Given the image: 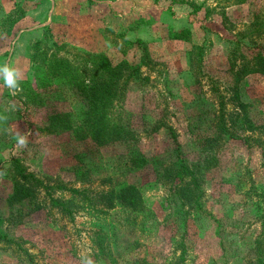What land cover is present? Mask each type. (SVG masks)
<instances>
[{
    "label": "rangeland",
    "instance_id": "rangeland-1",
    "mask_svg": "<svg viewBox=\"0 0 264 264\" xmlns=\"http://www.w3.org/2000/svg\"><path fill=\"white\" fill-rule=\"evenodd\" d=\"M40 1L20 0L15 9L25 14ZM115 1L89 0L73 13L79 18L76 25L68 23L69 28L44 26L49 22L44 16L40 27L27 25L18 35L19 28L11 40L0 32V53L6 51L0 54V68L19 70L20 82L35 88L40 76L31 62L35 42L39 55L57 53L75 60L104 52L113 63H133L124 40L139 39L152 59L139 71L147 81L127 86L114 117L133 131L145 157L169 156L175 140L188 163L203 162L194 134H214L219 97L225 112L232 109L229 51L237 43L264 47L251 29L253 15L264 16V0H130V7L114 9L110 5ZM2 19L0 29L5 27ZM182 29L189 31L187 40L169 39V31ZM195 46L205 51L201 68L188 62ZM240 91L254 121L264 123V74L246 76ZM27 96L21 86L19 91L5 87L0 76V264H110L109 256L114 264H247L255 258V240L264 241V166L259 150L264 137L258 146L223 140L217 151L204 152L213 156L207 159L201 183L205 213L192 211L183 226L184 221H175L162 204L167 191L154 181L151 170L123 165L124 147L96 148L73 142L71 132L35 130L47 125L56 99L62 113L81 109L66 86L46 89L40 95L42 103L40 97L31 102ZM24 133H30L27 145L20 147L18 134ZM10 157L18 158L25 171L42 182L32 197L17 203L7 200L13 191ZM78 164L91 175L90 183L75 182ZM107 178L139 189L144 201L142 234L123 232L125 215L110 202ZM51 198L66 202L68 213L61 215ZM99 241L106 257H99Z\"/></svg>",
    "mask_w": 264,
    "mask_h": 264
},
{
    "label": "trees",
    "instance_id": "trees-1",
    "mask_svg": "<svg viewBox=\"0 0 264 264\" xmlns=\"http://www.w3.org/2000/svg\"><path fill=\"white\" fill-rule=\"evenodd\" d=\"M241 2L235 1L234 4ZM16 10L14 9L1 21L5 27L1 26L0 32L7 38L10 37V40L15 25L24 16L22 11ZM253 17L252 32L255 37L264 41V16L255 14ZM169 32L170 40H187V35H189V31L186 29ZM37 44L38 42H35L34 53L31 56V62L35 66L37 65L36 72L40 74L37 76L35 88L28 81H19L21 89L29 95L27 101L38 100L46 89H55L56 86L64 85L73 92L81 109L75 114L72 112L62 113L56 105V99L55 104L51 105L53 111L48 116L47 125L35 130L53 135L71 132L73 142L90 143L96 148L124 147L126 152L123 165L134 171L147 168L151 170L154 181L163 185L167 191L162 204L169 210V214L174 216L175 221H184L183 226L187 219L186 216L192 211L205 213L201 201L203 196L201 183L207 159L213 158V156H206L204 152L207 150L217 151L223 140L238 141L247 146L254 143L258 146L260 137H264V123L259 124L254 121L249 113L251 106L242 99L240 91V83L246 76L255 73L264 74L263 46L251 49L237 43L229 51V69H227L229 77H231L229 101L233 107L228 113L225 112L223 98L219 97V114L214 123V134L212 136H205L200 132L194 134L197 145L204 155V160L203 162L188 163L175 140H173L175 148L169 156L145 157L136 147L137 141L133 131L119 123L117 116L114 117L115 107L122 103L127 86L132 82L147 81V78L141 77L139 71L143 65L150 64L152 59L149 57L146 45L141 40H124V44L131 48L132 54L128 59H132L133 63L127 59L113 63L104 52H89L84 57H76L75 60H69L57 53L39 55L36 49ZM240 46L244 47L245 52L248 53H241ZM0 54L5 55L6 51ZM204 54L202 46H195L188 53V62L193 64L196 62L197 67L201 68ZM42 89L43 91H40ZM42 102L43 99L40 97L39 103ZM28 126L32 128V125L28 124ZM255 133L258 137L254 136ZM259 150L261 164L264 166V147L261 145ZM77 162L79 163V159ZM10 164L13 166L14 175L13 191L8 196V202L17 203L32 197L34 190L42 186V182L36 179L33 174L27 173L18 158L10 157ZM78 165L74 171L75 182L90 183L91 175L88 171L83 170L80 164ZM105 181L109 183L106 192L110 202L120 207L125 215L121 223L123 232L125 234H142L145 228V218L142 216L144 201L139 189L125 182L113 183L110 178ZM59 187L64 188L63 185H59ZM69 191L75 194L79 192L76 189H69ZM254 192L257 194L256 191ZM50 201L61 215L68 213L66 202L53 198ZM218 226L220 227V223ZM97 245L99 257H106L102 241H99ZM253 250L256 256L247 264H264V241L255 240ZM108 259L110 264H114L112 257L109 256Z\"/></svg>",
    "mask_w": 264,
    "mask_h": 264
},
{
    "label": "crops",
    "instance_id": "crops-1",
    "mask_svg": "<svg viewBox=\"0 0 264 264\" xmlns=\"http://www.w3.org/2000/svg\"><path fill=\"white\" fill-rule=\"evenodd\" d=\"M19 1L18 0H0L1 5L3 3V6L2 7L0 6V19L6 17L10 12H12L16 7L17 2ZM87 2H89V0H68V2H64V3L62 2V0L61 2H59L58 0H42L36 5H32L30 9L26 10L24 16L15 25L13 32L19 28H22L18 31V35H20L21 33H23L22 31L24 30L23 27L27 25H31L34 27H40L42 20H44V16H46V18L48 16L47 20H49V22L45 23L47 25H44V26L49 25L53 29L57 28L58 26H61L62 28H69L68 23L70 24L72 23L73 25H76L74 23H77L78 18H79L78 15H75L73 13L75 11H78L77 9ZM121 5L130 7L132 4H130V0H127V1L116 0L110 6L114 9H118L122 7ZM133 9L135 8L133 7ZM58 12H60L61 14L60 17H57ZM56 17L57 19L55 20ZM33 29H36V28H33ZM27 30L31 31V28H28ZM28 33H26L25 35H29ZM19 38L21 39L23 38V36L21 37L19 36ZM15 51L17 50L15 49L14 52ZM13 56L15 55H12V58Z\"/></svg>",
    "mask_w": 264,
    "mask_h": 264
},
{
    "label": "clouds",
    "instance_id": "clouds-1",
    "mask_svg": "<svg viewBox=\"0 0 264 264\" xmlns=\"http://www.w3.org/2000/svg\"><path fill=\"white\" fill-rule=\"evenodd\" d=\"M0 76L4 82V86L15 91L20 90V78L21 73L19 70L12 68L10 65H6L0 68ZM30 133H24L23 135L18 134V145L20 147H25L27 145V136Z\"/></svg>",
    "mask_w": 264,
    "mask_h": 264
}]
</instances>
